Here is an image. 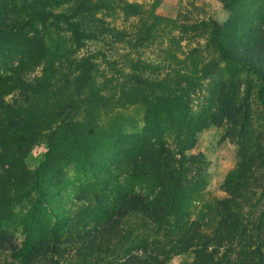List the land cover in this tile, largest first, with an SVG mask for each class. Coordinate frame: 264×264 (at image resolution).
<instances>
[{
	"label": "trees",
	"instance_id": "trees-1",
	"mask_svg": "<svg viewBox=\"0 0 264 264\" xmlns=\"http://www.w3.org/2000/svg\"><path fill=\"white\" fill-rule=\"evenodd\" d=\"M218 1L229 12L223 26L199 19L194 6L174 19L158 16L160 0H0V264H166L186 253L191 264H264V0ZM47 28L66 32L75 49L153 45L157 63L129 62V73L106 59L126 80L101 93L91 83L97 54H86L50 93L52 65L65 55L51 51ZM136 102L144 106L139 133L95 123L100 109ZM210 126H225L239 153L221 185L216 223L204 233L189 216L200 162L184 149ZM39 141L46 152L29 171L24 160ZM52 156L93 175L78 188L77 201L86 203L69 219L47 203Z\"/></svg>",
	"mask_w": 264,
	"mask_h": 264
},
{
	"label": "rangeland",
	"instance_id": "rangeland-1",
	"mask_svg": "<svg viewBox=\"0 0 264 264\" xmlns=\"http://www.w3.org/2000/svg\"><path fill=\"white\" fill-rule=\"evenodd\" d=\"M247 1V0H244ZM196 7L200 12L199 19H212L219 26H223L227 23L229 18L228 10L224 9L218 0H160L157 6L154 8L156 15L174 19L180 13L187 12L192 13L188 7ZM118 20L114 22L117 25ZM33 30H39L35 27ZM51 43V51H55L58 54H64L65 57L59 61L54 62L53 67V88H60L64 86V83L69 82L72 77L73 64L80 57L86 54H97L95 60L97 64L96 73L92 74L91 83L94 89L103 87L101 93H114L117 84H124L126 77L110 70L105 64V60H115L116 69L119 67L124 71L130 73L129 62L132 63H148L152 67L156 66L155 56L156 50L152 45L151 48L141 49L136 48L132 44L124 46L121 43L112 45L109 47L108 43L89 42L83 47L75 49L69 42V36L66 32L56 31L52 28H47L44 33ZM132 45V46H131ZM164 46V45H162ZM126 56V62L123 63L121 59ZM104 56V58H103ZM163 56H161V59ZM151 60V61H150ZM160 60V58H158ZM170 71H167L168 78H173L176 73L175 65L170 64ZM42 64L34 71V75L40 76ZM167 64H162L158 70V79L166 76L165 69ZM146 73V72H145ZM147 74V73H146ZM241 84L239 86L240 91L245 90V80L241 77ZM103 80L106 81L104 86ZM207 79L203 82L206 83ZM130 82H128L129 85ZM247 83H251L250 86L256 87L257 84L252 82L251 78H248ZM91 86V84H90ZM207 93V92H204ZM250 93H254L251 91ZM206 95V94H204ZM253 94H251L252 96ZM249 101L256 105L253 108L254 114L262 112L260 104L251 97ZM192 98L195 100L197 96ZM264 101V93L262 95ZM199 101V100H198ZM193 106L196 102H192ZM144 112V106L141 103H134L131 105L107 107L100 109L95 113V123L105 131H117L123 134H136L139 133L142 128V115ZM46 152V146L43 141L39 143L29 151L27 157L24 160L25 166L29 171H34L40 163L43 161V155ZM239 153V144L236 137H230L227 135L225 126H210L201 130L194 138V144L192 148H185L184 155L186 157L197 158L201 167V181L202 185L192 198L190 202V219L197 220L201 224V231L208 233L216 223L214 209L217 200L224 197V192L221 190L223 184L229 173L235 168L237 155ZM72 157V156H71ZM75 157V156H74ZM50 163H55L52 168L53 171L45 170V178L48 180L47 185L44 187L45 194L48 198V206L52 210L58 211L63 217L67 216L68 219L72 217L80 206L86 201H77V197L81 195L80 190L83 185H90L94 182L93 175L90 168L83 166L80 167L68 159H58L54 156L47 160L46 165L51 166ZM138 185V184H137ZM134 187L136 191L138 188H142V185ZM82 190V189H81ZM81 197V196H80ZM86 198L85 196H83ZM16 239L19 240L21 236L16 232ZM153 239V238H152ZM161 241V239H160ZM151 242V240H149ZM220 254V253H219ZM222 256V254H220ZM194 255L192 253H186L171 257L167 260L166 264H191ZM222 262L224 259L222 258Z\"/></svg>",
	"mask_w": 264,
	"mask_h": 264
}]
</instances>
